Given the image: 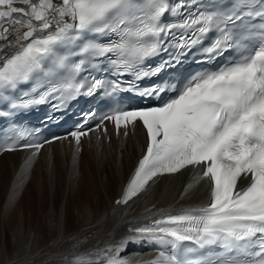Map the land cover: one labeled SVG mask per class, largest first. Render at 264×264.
<instances>
[{
  "label": "snow or ice",
  "instance_id": "obj_1",
  "mask_svg": "<svg viewBox=\"0 0 264 264\" xmlns=\"http://www.w3.org/2000/svg\"><path fill=\"white\" fill-rule=\"evenodd\" d=\"M166 15L173 22H164ZM212 33L215 38L203 47ZM0 41H5L0 43V101L12 109L55 99L58 111L67 101L101 89L109 97L133 91L157 99L152 106H116L99 117L89 112L65 137L41 142L18 131L0 151L31 150L22 174L54 140L70 137L76 153L90 133L110 140L108 122L117 137L127 138L138 125L146 133V148L116 205H127L163 177L189 168L195 174L181 195L201 182L207 189L202 203L175 212L160 209L114 243L62 254V264H128L121 254L130 243L141 242L160 249L145 264H264V0L259 10L251 0H0ZM197 47L209 60L227 51L237 58L195 72L183 83L144 88L136 83L175 67ZM162 53L170 59L146 67ZM102 59L116 76L133 77L127 89L118 80L81 79L92 61ZM28 83L33 84L29 91L11 99ZM89 120L98 122L88 127ZM81 243L77 240L73 249ZM186 244L215 251L192 258Z\"/></svg>",
  "mask_w": 264,
  "mask_h": 264
},
{
  "label": "bare ground",
  "instance_id": "obj_2",
  "mask_svg": "<svg viewBox=\"0 0 264 264\" xmlns=\"http://www.w3.org/2000/svg\"><path fill=\"white\" fill-rule=\"evenodd\" d=\"M129 133L117 137L108 129L110 140L90 134L79 153L72 142L55 141L41 149L26 175L21 166L29 151L0 155V264H62V254L114 243L160 209L175 212L206 199L204 182L181 195L195 174L189 168L163 177L127 205H116L146 143L139 125ZM77 240L82 243L73 249ZM139 245L130 243L121 254L128 264L156 256L153 250L137 252Z\"/></svg>",
  "mask_w": 264,
  "mask_h": 264
},
{
  "label": "rangeland",
  "instance_id": "obj_3",
  "mask_svg": "<svg viewBox=\"0 0 264 264\" xmlns=\"http://www.w3.org/2000/svg\"><path fill=\"white\" fill-rule=\"evenodd\" d=\"M131 158H132V157H131ZM133 161H134V159H133ZM133 161H132V164H133ZM48 194L50 195L49 191H48ZM49 195H48V196H49ZM102 197H103V196H102ZM60 205L62 206V202H61ZM50 207H51V205L48 204V209H49V210H51ZM1 217H2V206L0 207V219H1Z\"/></svg>",
  "mask_w": 264,
  "mask_h": 264
}]
</instances>
